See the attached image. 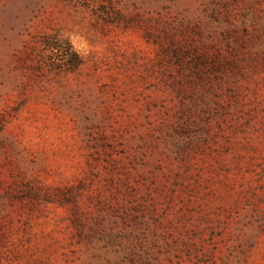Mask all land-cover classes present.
Here are the masks:
<instances>
[{
  "label": "rangeland",
  "instance_id": "rangeland-1",
  "mask_svg": "<svg viewBox=\"0 0 264 264\" xmlns=\"http://www.w3.org/2000/svg\"><path fill=\"white\" fill-rule=\"evenodd\" d=\"M0 264H264V0H0Z\"/></svg>",
  "mask_w": 264,
  "mask_h": 264
}]
</instances>
